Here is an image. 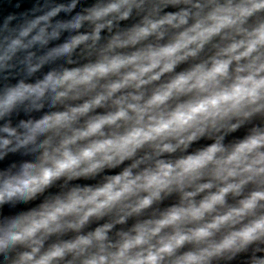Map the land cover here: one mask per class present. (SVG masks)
I'll list each match as a JSON object with an SVG mask.
<instances>
[{"label": "clouds", "instance_id": "obj_1", "mask_svg": "<svg viewBox=\"0 0 264 264\" xmlns=\"http://www.w3.org/2000/svg\"><path fill=\"white\" fill-rule=\"evenodd\" d=\"M4 161L0 264H264V0L8 13Z\"/></svg>", "mask_w": 264, "mask_h": 264}, {"label": "water", "instance_id": "obj_2", "mask_svg": "<svg viewBox=\"0 0 264 264\" xmlns=\"http://www.w3.org/2000/svg\"><path fill=\"white\" fill-rule=\"evenodd\" d=\"M36 0H0V20L10 12H23L30 9ZM62 2V0H61ZM87 3H91L92 0H86ZM19 3L20 8H15V5ZM60 18H66L64 14H61ZM47 71V69H45ZM239 135V133L237 134ZM11 159H19L18 157H12ZM9 161L0 162V167H4ZM23 207V206H21ZM5 212H8V209L5 208Z\"/></svg>", "mask_w": 264, "mask_h": 264}]
</instances>
